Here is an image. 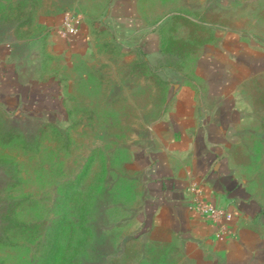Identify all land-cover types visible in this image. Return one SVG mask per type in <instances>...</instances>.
<instances>
[{
    "label": "rangeland",
    "instance_id": "rangeland-1",
    "mask_svg": "<svg viewBox=\"0 0 264 264\" xmlns=\"http://www.w3.org/2000/svg\"><path fill=\"white\" fill-rule=\"evenodd\" d=\"M109 0H0V44L29 83L59 81L52 121L0 108V264H178L176 243L144 222L146 171L136 152L223 37L264 44V0H150L160 53L131 59L103 23ZM148 8V9H147ZM71 16L92 28L62 49ZM62 21V23H63ZM153 30V31H154ZM256 44V43H255ZM233 162L264 196V67L240 82ZM145 165V164H144Z\"/></svg>",
    "mask_w": 264,
    "mask_h": 264
},
{
    "label": "crops",
    "instance_id": "crops-1",
    "mask_svg": "<svg viewBox=\"0 0 264 264\" xmlns=\"http://www.w3.org/2000/svg\"><path fill=\"white\" fill-rule=\"evenodd\" d=\"M148 3L109 0L103 23L131 59L160 53V38L144 14ZM78 28L75 37L56 36L59 47L87 49L92 28L85 21ZM225 40L230 48L197 57L191 80L173 89L170 110L136 152L147 172L145 225L172 238L178 264H264V196L249 189L233 162L242 116L234 94L264 67V44L229 34ZM8 57L9 47L0 44V108L52 121V102L63 96L60 82L29 83ZM195 200L222 215L197 212Z\"/></svg>",
    "mask_w": 264,
    "mask_h": 264
},
{
    "label": "built area",
    "instance_id": "built-area-1",
    "mask_svg": "<svg viewBox=\"0 0 264 264\" xmlns=\"http://www.w3.org/2000/svg\"><path fill=\"white\" fill-rule=\"evenodd\" d=\"M79 24H80V21L74 20V18L71 16H66L61 25V33L65 37H75L79 33V28H78ZM193 208L201 214L209 213L213 215L214 217H219L222 215V212L220 211H215L212 209L207 210L205 206H203L202 204L198 202V200L194 201Z\"/></svg>",
    "mask_w": 264,
    "mask_h": 264
}]
</instances>
